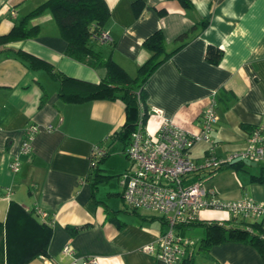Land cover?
<instances>
[{
	"label": "crops",
	"instance_id": "0c3cea01",
	"mask_svg": "<svg viewBox=\"0 0 264 264\" xmlns=\"http://www.w3.org/2000/svg\"><path fill=\"white\" fill-rule=\"evenodd\" d=\"M46 1L0 0V35ZM105 1L110 16L103 29L110 39L93 40L91 47L103 57L110 55L132 77L150 56L142 42L154 31L163 32L165 49L170 51L180 33L207 21L148 79L146 128L153 133L168 119L198 132L199 114L215 93L219 120L212 132L214 152L225 157L242 150L251 129L264 125V0H190L188 8L178 0ZM136 1L141 4L138 15L133 8ZM29 26L38 28L36 36L0 46V222H4L11 200L27 211H45L44 219L32 215L51 228L44 258L52 264H69L73 257L81 264L80 258L85 256H96L97 264H163L153 251L142 248L156 245L164 228L162 219L126 207L122 198L118 176L130 162L107 173L102 163L108 155L99 173L112 177L93 186L90 175L94 169L92 147L109 146L128 118L125 104L119 99L65 100L59 94L60 88L67 94L78 93L84 83H98L106 69L90 67L65 54L67 42L59 35L50 11L31 18ZM208 45L222 50L218 64L206 60ZM17 50L49 63L71 80L61 84L45 68L32 67ZM29 123L38 124L40 130L31 152L22 154L20 145ZM48 124L52 130L45 129ZM207 148V143L199 141L190 156L199 160ZM15 155L20 157V166L12 171L9 163ZM259 163V167H255L257 162L249 168L244 163L225 167L205 185L219 199L250 198L264 203V182L251 180V175L264 173V161ZM114 176L118 183H108ZM199 218L198 223L181 230L197 240V247L203 237L200 222L228 223L233 216L204 209ZM237 221L233 224L240 225ZM66 243L73 245V257L62 253ZM27 264L46 263L38 256ZM192 264H264V258L248 243L226 241L205 253L196 250Z\"/></svg>",
	"mask_w": 264,
	"mask_h": 264
},
{
	"label": "trees",
	"instance_id": "16d2710c",
	"mask_svg": "<svg viewBox=\"0 0 264 264\" xmlns=\"http://www.w3.org/2000/svg\"><path fill=\"white\" fill-rule=\"evenodd\" d=\"M178 1L186 8L192 6L190 0ZM133 8L135 14L138 15L141 8L140 2H134ZM46 10L51 12L59 35L67 42L65 54L68 57L93 68L104 67L106 69L104 78L98 83H84V87L78 93L67 94L60 88V96L65 100L72 101H83L90 98L119 99L125 104L127 120L113 134L106 154L95 161L92 166L94 169L90 175L93 186H95L96 183L112 177V175L99 173L100 164L118 142H127L137 125L141 109L146 112L144 114L146 121L148 113L144 107L145 85L150 76L174 52L184 46L196 34L199 27H205L207 21L202 20L187 31L180 33L174 39L175 46L170 51L165 49L163 32L160 29L154 31L142 42L144 48L150 52V56L138 67L136 75L132 77L110 55L103 57L91 47L93 40H99L98 35L104 30L103 26L110 16V10L105 0H47L19 18L8 33L0 35V46L36 36L38 28L29 26V20ZM15 52L22 59L28 61L32 67L45 68L61 84L71 80L63 73L55 71L49 63L21 50ZM221 57L222 50L208 45L205 54L208 62L218 64ZM240 165L241 162L228 164L221 169ZM251 180L264 182V173L258 176L251 175ZM236 220L240 225L233 224ZM200 224L203 226V237L197 247L198 252H208L214 244L239 241L254 246L264 258V220L246 222L241 217H233L228 223L213 220L202 221ZM50 236L51 228L49 226L38 222L32 215V211H27L17 202L11 200L5 220L3 223L0 222V264H27L38 256H46ZM192 259L193 257L185 260L183 264H192Z\"/></svg>",
	"mask_w": 264,
	"mask_h": 264
},
{
	"label": "built area",
	"instance_id": "2783aa9c",
	"mask_svg": "<svg viewBox=\"0 0 264 264\" xmlns=\"http://www.w3.org/2000/svg\"><path fill=\"white\" fill-rule=\"evenodd\" d=\"M98 39L102 42L110 39L106 30H102ZM152 111H156L152 109ZM150 112L147 110V113ZM141 109L137 125L131 132L123 154L130 165L119 176L122 187V198L126 207L143 209L158 215L164 228L159 232L156 245L147 244L142 248L153 251L163 264H183L191 259L197 250V240L184 236L181 230L199 221L200 212L204 209L223 211L233 217L245 220H264V203L250 198L223 200L216 197L214 191L205 183L225 165L231 164L237 157L250 161H264V125L251 129L246 146L225 157L214 152L212 132L219 120L215 93L209 98L199 114V130L190 132L165 119L155 132L146 128ZM48 124L46 130H52ZM40 126L29 123L25 138L20 145V153H30L32 141L39 132ZM203 141L208 148L201 159L190 156L195 143ZM107 148L101 144L92 147V166L95 161L106 154ZM20 157L15 155L9 168L17 171ZM195 176L191 181L189 177ZM36 215L46 218L47 213L39 208L33 209ZM62 253L73 257L74 247L66 243ZM46 264H52L41 256ZM81 264H97L96 256L80 258ZM73 257L69 264H78Z\"/></svg>",
	"mask_w": 264,
	"mask_h": 264
},
{
	"label": "rangeland",
	"instance_id": "374dc122",
	"mask_svg": "<svg viewBox=\"0 0 264 264\" xmlns=\"http://www.w3.org/2000/svg\"><path fill=\"white\" fill-rule=\"evenodd\" d=\"M123 147H124V145L120 141L116 145L115 150L113 152H111L109 154V156L106 158V160L102 163V165L105 166V168L103 167L104 172L110 173V172H113L117 169L124 168L126 165H128V159L123 154ZM259 166H260V163L257 162L255 167H259ZM245 167L249 168V167H251V165H245ZM108 183H118L116 180V176H114L112 179H110ZM197 231H198V229H197ZM196 237L200 239V236L198 235V233H197Z\"/></svg>",
	"mask_w": 264,
	"mask_h": 264
},
{
	"label": "water",
	"instance_id": "95a60500",
	"mask_svg": "<svg viewBox=\"0 0 264 264\" xmlns=\"http://www.w3.org/2000/svg\"><path fill=\"white\" fill-rule=\"evenodd\" d=\"M239 162L244 163L246 165H255L256 164L255 161H250L247 158H241L240 156L237 157L235 160H233L231 162V164H235V163H239Z\"/></svg>",
	"mask_w": 264,
	"mask_h": 264
}]
</instances>
